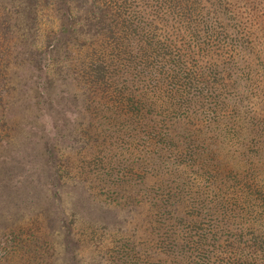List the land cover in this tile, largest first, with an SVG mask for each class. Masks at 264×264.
<instances>
[{
    "label": "trees",
    "instance_id": "obj_1",
    "mask_svg": "<svg viewBox=\"0 0 264 264\" xmlns=\"http://www.w3.org/2000/svg\"><path fill=\"white\" fill-rule=\"evenodd\" d=\"M12 65L48 118L26 151ZM0 147V186L37 188L66 227L0 213V264H264V0H4Z\"/></svg>",
    "mask_w": 264,
    "mask_h": 264
},
{
    "label": "rangeland",
    "instance_id": "obj_2",
    "mask_svg": "<svg viewBox=\"0 0 264 264\" xmlns=\"http://www.w3.org/2000/svg\"><path fill=\"white\" fill-rule=\"evenodd\" d=\"M3 2L4 0H0V4H2ZM223 17L224 15L221 13V18L224 19ZM41 26L43 28V24H41ZM24 42L26 43V45L25 49H23L22 52H28L33 44V40L27 39L24 40L22 43ZM18 43H20V40H18ZM37 43L39 44L40 41H38ZM20 51V48H16V46H12V48H10L9 50V52ZM15 66L12 65V68L17 74L15 79L11 81V85L15 88L16 94L13 96L10 104L13 103V105L17 106V110L15 109L16 117L14 120L15 122L20 121L21 124V127H19L16 132L15 144L17 147L26 151L29 150V148L35 147V144L39 143L41 137L44 140L43 136L44 134H46L45 128L47 126L46 121L48 118L43 115L40 106H38L39 98L36 94L39 90L35 88V78L33 77V74L35 73H33V71L31 72V69H29V67L17 68ZM18 70L19 72H17ZM60 148L62 152H65V154L60 156L61 158H59L58 162L62 163V167L64 166L65 168L69 169L72 175H75V171L79 168L81 159H83L81 156L82 153L78 154L77 148H71L70 151L65 145L61 146ZM62 148L64 150H62ZM86 150L87 149L85 148V151ZM7 151V148L0 147V171L5 166L3 163L4 156ZM84 158H88V155H86ZM27 173L31 175L29 172ZM72 175L68 178L69 181L72 180ZM43 202H46V199L44 198V196L42 197V194L40 193V191H38L37 188L35 189L33 194L28 193V195H25L19 191L17 193L16 190L12 188L9 184H6L5 186H0V213H11L9 215L10 217L6 221L11 224L18 222L29 227L39 228L41 230L46 229L51 233V239H55V236L57 239H63L64 237H61V235L66 228L65 226V228L58 226L54 229L53 224L51 227L48 223H46L47 215L52 213L56 216L58 214V210H50V207L45 206ZM71 202V198L66 199V204L68 206H70ZM46 207H48V210H46ZM72 208L73 206L69 207V217H74L75 222L68 223L73 229V233L76 235V238L83 239L86 242L85 238L88 231L86 229L85 231L87 233H84V230L81 229V226H83V224L79 221L80 218L76 219L77 214L73 213V211L75 210H72ZM18 214H22L23 217L18 218ZM52 228L55 230V233ZM88 230L91 232L90 229ZM112 233V230L111 234L108 233V230H105V233L103 235L106 240H109ZM98 234L100 235V232ZM118 234L119 233H116V236ZM92 235L94 234L92 233ZM60 245L62 247L64 246L63 244ZM76 250L80 255L83 256V258L87 260L92 258L93 252L91 248L83 244H79L76 246Z\"/></svg>",
    "mask_w": 264,
    "mask_h": 264
}]
</instances>
